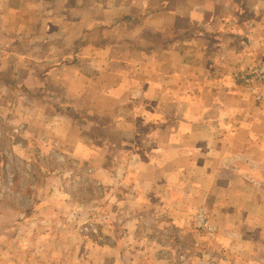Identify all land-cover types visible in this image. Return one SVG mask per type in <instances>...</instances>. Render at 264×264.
<instances>
[{"label":"crops","instance_id":"0c3cea01","mask_svg":"<svg viewBox=\"0 0 264 264\" xmlns=\"http://www.w3.org/2000/svg\"><path fill=\"white\" fill-rule=\"evenodd\" d=\"M243 1L0 0V44L19 51L22 96L66 100L70 124L49 129L66 132L55 144L72 164L32 173L42 185L18 188L30 207L0 203V264H171L154 240L132 251L137 235L108 233L140 215L143 181L184 194L183 179L216 178L230 190V226L252 217L264 228V84L246 81L264 62V0ZM70 177L100 197L75 198ZM253 228L231 232L230 264H264Z\"/></svg>","mask_w":264,"mask_h":264},{"label":"rangeland","instance_id":"374dc122","mask_svg":"<svg viewBox=\"0 0 264 264\" xmlns=\"http://www.w3.org/2000/svg\"><path fill=\"white\" fill-rule=\"evenodd\" d=\"M256 1L259 2V0ZM242 2L241 4L246 7L247 3L243 0ZM16 42L6 46H13ZM1 46L5 48L0 44V48ZM39 56L42 55L39 54ZM20 62L22 60L19 57V51L0 50V74L11 79L10 82L0 79V203L20 202L22 206L30 207L35 198L30 194L19 195L18 191L23 187L42 185L40 179L37 185V180L32 178V173L43 168L66 172L72 165L63 156L66 155V148L60 146L59 142L66 138V132L64 129L58 131L49 129V126L54 128L56 122L66 127L70 124V116L65 114L66 100H52L47 97V94L40 99L22 96L19 85L23 67L18 66ZM262 63L263 60H257L250 69ZM52 84L60 90L66 86L64 82H61L60 75L54 78ZM26 85L33 92L40 86V82L36 83L32 79ZM74 88L75 96H77L80 90L79 83H75ZM58 142L60 145L55 144ZM120 149L121 147L119 150L116 149L113 153L114 157L123 154ZM97 150L102 156H104L103 150L107 154V147L98 146ZM137 150L139 151L138 148ZM99 152L96 153L101 156ZM73 168L69 171L70 176L76 174L77 170L82 171L81 168L75 170ZM87 168L90 169V167ZM28 171L31 174L25 177L22 172ZM67 179L65 187L72 189L76 194L75 198L87 197L93 200L94 196L100 197L98 195L102 192L101 188L91 183L87 177ZM167 179L173 182L172 178L167 177ZM183 181L185 185L181 186H183L184 194H181L177 188H172V192L169 188L161 187L163 185L159 184L160 181H155V189L143 181L144 187H140L139 190L142 193L140 215H144V219H140V215L136 214L129 216L127 221H123L125 223L123 226H108L109 232L107 230L106 232L114 233L116 236L122 233L123 236L124 234L137 235L139 242L133 243L132 251H141L143 247L147 248L148 239L149 243L154 240L155 244L163 246L166 261L171 264H230V251H237L239 248L235 247L236 240H233L230 246L231 232L237 228L240 230L239 233L249 232L253 228L250 224L254 223L256 227L258 221L250 217L251 223L248 222L247 227L246 224H242V218H237L236 221L231 220L234 224L230 226V190L222 186L218 179L204 176L196 180L197 185H193V181L188 179ZM212 190H217L219 193L210 194ZM87 191L88 194L82 195ZM109 196L107 195V198ZM254 228L253 235L259 236L262 230L261 235L264 237L262 226ZM141 236L145 239L144 242L141 241ZM139 258L140 260L136 263L141 261L142 257Z\"/></svg>","mask_w":264,"mask_h":264},{"label":"built area","instance_id":"2783aa9c","mask_svg":"<svg viewBox=\"0 0 264 264\" xmlns=\"http://www.w3.org/2000/svg\"><path fill=\"white\" fill-rule=\"evenodd\" d=\"M246 81L251 85L264 84V62L251 69Z\"/></svg>","mask_w":264,"mask_h":264}]
</instances>
